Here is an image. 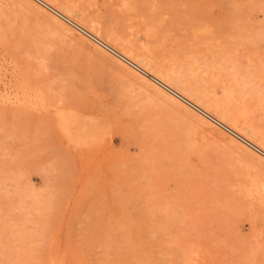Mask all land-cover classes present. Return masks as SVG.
<instances>
[{
  "label": "rangeland",
  "instance_id": "1",
  "mask_svg": "<svg viewBox=\"0 0 264 264\" xmlns=\"http://www.w3.org/2000/svg\"><path fill=\"white\" fill-rule=\"evenodd\" d=\"M50 2L104 40L0 0V264H264V150L107 44L264 148V0Z\"/></svg>",
  "mask_w": 264,
  "mask_h": 264
},
{
  "label": "bare ground",
  "instance_id": "2",
  "mask_svg": "<svg viewBox=\"0 0 264 264\" xmlns=\"http://www.w3.org/2000/svg\"><path fill=\"white\" fill-rule=\"evenodd\" d=\"M38 3H40L43 7H45L46 9H49L50 10V12H52V13H54V15H56L57 16V18L59 17L60 19H63L64 21L66 20L67 22H69L71 25H73V26H75L74 28H77L79 31H81V32H83V34L85 33L86 34V36L87 37H89L90 39L92 38V36H90V34L89 33H91V34H93L94 36H96L97 38H99V39H102V40H104L103 39V36H101L99 33L100 32H98V31H96L95 33H94V31H93V29H91V27H86V25L82 22V24H84V26L81 24V22H79V21H75V20H73L74 19V17L76 18V16H71L70 17V13L68 14V12H65V10L67 11V9H63V8H59L58 6H56V4H54V3H51L50 2V0H36ZM74 9V8H73ZM64 10V11H63ZM75 14V13H74ZM76 15V14H75ZM50 16V15H49ZM48 16V17H49ZM56 16H53V17H55L56 18ZM47 17V18H48ZM50 20V19H49ZM54 21V20H53ZM52 21V22H53ZM79 22V23H78ZM57 24V23H56ZM70 25V26H71ZM59 26H61V24L59 25ZM62 28V27H61ZM82 28L84 29V30H86V31H84V30H82ZM104 29V28H103ZM89 32V33H88ZM102 37V38H101ZM106 43V42H105ZM107 44L112 48V49H114V50H116L118 53H119V56H120V54H121V56H123V57H125L126 59H129L131 62H133L134 64H132V63H130V62H128L126 59H123V60H126V61H124L125 63H127L128 65H130L131 67H134V68H136L137 70H139L138 69V67H140V68H142V69H144L145 70V74H146V71L151 75V76H153L152 78H149V77H147L148 78V80H150L151 82L153 81L154 83H156V84H158V86H161L162 88H164V90L165 91H168L169 92V94H171V95H173V97H175V99H178V100H180V101H182L183 103H185L186 105H188L189 107H191L192 109L193 108H196V109H198V113H200L201 115H203L206 119H208V120H210V121H212L213 123H215L216 124V126L218 125L220 128H222L223 129V131L225 130V131H227V132H229L230 134H232V135H234L235 137H237L238 139H240L241 141H242V143H244L248 148H250V149H256V150H253L254 152L256 151H258L259 149H262V150H264V148H262L260 145H258L256 142H254L253 140H251L250 138H248L247 136H245V135H243L242 134V132H240L239 130H236L234 127H232V123H228V121H225L224 119H222V118H220V117H218V115H215L214 113H212V112H210L208 109H206V107H204L203 105H201L198 101H196L195 99H194V97H192L191 95H189V94H186L185 92H182L180 89H178V88H176L174 85H172L166 78H167V75L165 76L164 74H161V73H157L155 70H154V68H151V67H147V65L145 64V61L144 60H139L141 63H143V64H145V65H143V66H141L140 65V62H138V61H136V60H134L133 59V57H132V55H130V53H128V52H125L124 50L123 51H121V49L120 48H116L117 47V45H115V47L112 45L113 43H109V42H107ZM118 44V43H117ZM98 45V44H97ZM118 49H120V50H118ZM108 50H110V49H108ZM120 60H122V59H120ZM122 60V61H123ZM138 66V67H137ZM140 71V70H139ZM142 72V71H141ZM162 73H163V71H162ZM172 82V81H171ZM179 87V86H178ZM198 87V86H197ZM196 87V88H197ZM167 92V93H168ZM233 92V91H232ZM199 93V92H198ZM207 93V92H206ZM225 93H223V95H224ZM232 96V95H231ZM215 97V96H214ZM217 102V101H216ZM224 105V104H223ZM236 105V104H235ZM220 108V107H219ZM235 108V107H234ZM237 109V108H236ZM239 111V110H238ZM246 111V110H245ZM248 113V112H247ZM248 115V114H247ZM241 117V116H240ZM248 117V116H247ZM234 118H235V116H234ZM244 118V117H243ZM235 119H237V118H235ZM245 119V118H244ZM249 119V118H248ZM247 119V120H248ZM246 120V121H247ZM229 121H231V120H229ZM237 122V121H236ZM245 122V121H244ZM244 122H243V124H244ZM242 124V125H243ZM252 124H253V122H252ZM245 132V131H244ZM253 132V131H252ZM242 137L245 139H242ZM246 140H247V142H246ZM251 144H254L255 145V147L254 146H252ZM246 147V148H247ZM251 147H253V148H251ZM259 148V149H258ZM260 151V150H259ZM258 153V152H257Z\"/></svg>",
  "mask_w": 264,
  "mask_h": 264
}]
</instances>
